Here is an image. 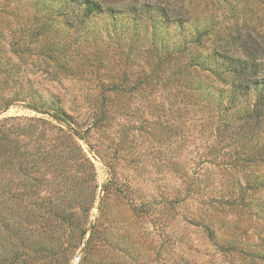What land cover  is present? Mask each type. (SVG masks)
<instances>
[{"label": "rangeland", "instance_id": "374dc122", "mask_svg": "<svg viewBox=\"0 0 264 264\" xmlns=\"http://www.w3.org/2000/svg\"><path fill=\"white\" fill-rule=\"evenodd\" d=\"M95 1L0 0V264H264V111L202 63L264 50V0Z\"/></svg>", "mask_w": 264, "mask_h": 264}, {"label": "trees", "instance_id": "16d2710c", "mask_svg": "<svg viewBox=\"0 0 264 264\" xmlns=\"http://www.w3.org/2000/svg\"><path fill=\"white\" fill-rule=\"evenodd\" d=\"M79 2L82 4H90L88 8L93 11H101L104 9L110 13L120 12L119 5H102L101 2L95 0H79ZM124 10L127 11L131 15V19L138 24L141 23L152 27V35H156V27L161 29L162 26H170L173 24L180 26L184 22L183 18L188 13L187 10L178 8L176 5H161L152 3L149 0L128 1L122 5L121 11ZM199 57L200 56L193 55L189 57V62L198 64L200 61L195 59ZM206 60H209V69L218 74L228 76V79H224L225 77L222 78V85L214 87V92L219 98L218 106H220L222 99H224L229 106H232L234 104H239L241 101H246L249 96L253 94L254 101L251 103L253 109L264 111V74L262 73L264 71V50L260 52L248 50L240 54L215 50L202 57V63H205ZM175 75L177 74L175 73ZM174 81L179 86L184 85L185 82L183 81L180 83L178 82L179 79H174ZM186 85L187 83L184 85L185 88L187 87ZM192 86L191 84L187 88L192 90L193 88H196V90L199 89V85L196 87ZM54 116L57 119L61 117L56 114ZM85 234L86 231H84L82 238H84ZM93 234V232L90 233L86 245L90 243Z\"/></svg>", "mask_w": 264, "mask_h": 264}]
</instances>
